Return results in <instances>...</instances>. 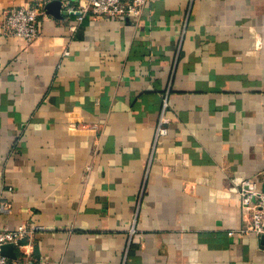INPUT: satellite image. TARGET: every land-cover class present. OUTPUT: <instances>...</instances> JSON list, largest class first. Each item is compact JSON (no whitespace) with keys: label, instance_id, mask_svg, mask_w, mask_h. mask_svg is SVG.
Returning a JSON list of instances; mask_svg holds the SVG:
<instances>
[{"label":"crops","instance_id":"obj_1","mask_svg":"<svg viewBox=\"0 0 264 264\" xmlns=\"http://www.w3.org/2000/svg\"><path fill=\"white\" fill-rule=\"evenodd\" d=\"M31 1L0 0V25ZM163 95L168 133L151 154ZM245 177L264 189V0L46 13L31 42L0 26V230L42 227L9 255L264 264L260 236L239 232Z\"/></svg>","mask_w":264,"mask_h":264},{"label":"built area","instance_id":"obj_2","mask_svg":"<svg viewBox=\"0 0 264 264\" xmlns=\"http://www.w3.org/2000/svg\"><path fill=\"white\" fill-rule=\"evenodd\" d=\"M147 0H78L77 4H70L69 0L61 3V9L76 13V19L83 15L91 17H111L137 19ZM44 0H32L28 5L10 7L4 10L1 30L8 35L21 37L26 42L33 41L39 35L40 18L46 16ZM64 51L63 54H67ZM169 106L167 95L161 99V107L154 127L151 154L159 141L168 133V118L165 113ZM241 213L244 224L239 229L241 234L255 233L264 235V189L259 187L257 179L245 177L239 181L237 189ZM9 210L8 203L0 198V214ZM42 227L31 224L29 227L20 224L14 229L0 230V264H24L16 257H9L2 253L3 245L20 246V240ZM133 228L130 229V232Z\"/></svg>","mask_w":264,"mask_h":264},{"label":"water","instance_id":"obj_3","mask_svg":"<svg viewBox=\"0 0 264 264\" xmlns=\"http://www.w3.org/2000/svg\"><path fill=\"white\" fill-rule=\"evenodd\" d=\"M45 7V11L46 13L51 14L52 16L56 17V18H60L63 15H67V14H72V11H66L64 9H61V2L60 0H51L48 1L47 3H45L44 5ZM260 240L264 243V235L260 236ZM10 249L12 252V245H3L2 246V253L9 256V257H15L14 253H12L11 255H9L7 253V250Z\"/></svg>","mask_w":264,"mask_h":264}]
</instances>
